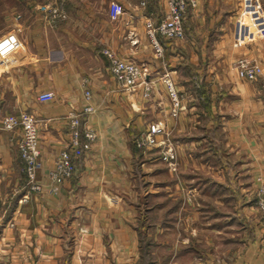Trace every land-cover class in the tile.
Instances as JSON below:
<instances>
[{"label": "crops", "instance_id": "crops-1", "mask_svg": "<svg viewBox=\"0 0 264 264\" xmlns=\"http://www.w3.org/2000/svg\"><path fill=\"white\" fill-rule=\"evenodd\" d=\"M112 1L124 7L117 18L108 12ZM259 1L264 9V0ZM63 2L68 17L54 25L38 4L23 15L17 47L0 67V118L26 110L36 119L37 178L43 182L68 146L69 111L80 112L82 128L95 129L97 137L89 149L72 153L75 171L56 190L44 185L28 191L18 135L0 124V264H137L140 233L151 241V264H157L153 236L135 225L141 220L137 201L148 182L145 172H151L143 162L152 164L155 157L134 141L156 120H164L173 133L191 127L202 131L195 141L203 152L186 158L200 165L177 182L170 170L164 181L165 197L180 194V207L193 210L189 231L169 237L174 249L166 252L165 264H264V216L256 207L257 187L264 181V90L234 67L245 57L264 73V33L250 16L236 18L242 0H197L187 8L182 39L195 51L181 42L177 46L179 39H159L172 56L168 62L190 81L178 86L183 99L176 117L158 95L163 87L145 52L152 46L147 23L165 16V0H145L144 5L141 0ZM104 48L140 62L141 83L122 88L109 70ZM48 90L54 97L40 101L39 93ZM145 91L151 93L149 112L157 102L155 118L148 123ZM86 105L93 110L84 112ZM208 134L218 141L213 150L198 143ZM181 141L178 146H188L185 138ZM185 179H192L188 186ZM168 210L158 224L166 232L184 221L169 220Z\"/></svg>", "mask_w": 264, "mask_h": 264}, {"label": "built area", "instance_id": "built-area-1", "mask_svg": "<svg viewBox=\"0 0 264 264\" xmlns=\"http://www.w3.org/2000/svg\"><path fill=\"white\" fill-rule=\"evenodd\" d=\"M196 3L197 0H165V16L158 23L148 22V35L157 55H162L163 47L156 36V32L166 39L183 38L185 35L183 26L185 12L188 7H194ZM144 4L145 0H141V5ZM37 8L51 25L68 17L63 0H51L38 5ZM108 12L111 18H117L124 12V7L120 2L112 1L109 4ZM240 15L250 16L257 30L260 33H264V9L259 0H242ZM17 42L18 39L15 33H8L0 38V64L5 65L7 63L9 55L17 47ZM102 53L108 61L110 72L121 87L132 89L141 83L144 77V70L140 64L118 55L109 48L102 49ZM234 66L240 77L259 81L264 86V73L260 65L245 57H241L234 62ZM164 82L169 97L179 102L180 94L173 80L167 74ZM85 96L86 98L90 96L88 90L85 91ZM53 97L54 93L50 90L43 91L38 95L40 101H49ZM92 110L91 105H86L83 108V111L87 113ZM67 117L69 129L68 146L59 152L54 167L47 171L45 182L37 178L40 162L36 119L26 111H21L18 114H5L0 118V124L4 130L18 135L17 147L23 161V170L26 175L25 187L28 191H40L44 183H50L57 187L66 178H70L75 171L72 153H79L89 149L92 141L96 139L97 133L95 129L91 127L82 128L80 112L71 110L68 112ZM164 129L165 123L162 120L150 123L136 137L137 146L142 149H148L164 143V141L158 139ZM168 151L165 156L169 159L173 158V152L171 150ZM256 207L264 216V183L257 188Z\"/></svg>", "mask_w": 264, "mask_h": 264}, {"label": "rangeland", "instance_id": "rangeland-1", "mask_svg": "<svg viewBox=\"0 0 264 264\" xmlns=\"http://www.w3.org/2000/svg\"><path fill=\"white\" fill-rule=\"evenodd\" d=\"M48 1L51 0H0V38L3 37L5 34L8 33H15L16 36H20V32L22 31V22H23V15H25L27 13V11L30 10L29 6L30 5H40L43 3H46ZM37 5V7H38ZM29 9V10H28ZM38 9V8H37ZM240 16V9L238 14H236V18L238 19V17ZM26 21V20H25ZM27 23V21H26ZM148 24V23H147ZM155 24V23H153ZM185 32V31H184ZM146 34L149 38L148 35V26H146ZM156 36L158 39L163 38L160 35H158V33L156 32ZM187 37V36H186ZM185 38V35L184 37ZM184 40V41H183ZM186 39H182L180 38L177 43L179 46V44H184L185 48H187L188 50L194 49L193 44L189 45L187 43ZM160 44L163 47V52L162 55L159 56L156 54L155 49L151 43V40L149 38V42L151 43V49L148 51H145L146 53H149V60L153 63L154 68L156 69V74L159 77V81L161 82V86L163 87V91H159L158 88V95L160 96V94L162 95V98L165 97L166 101L169 103L170 105V112L169 114L171 116H178V113L180 111V107H181V102L183 99V93H181V91L178 89L179 84L181 83H189V80H185L186 76L183 74V72H181L180 68H174L172 63L170 64L168 62V58L172 57V56H168L169 52L165 49V47L163 46L161 40ZM181 42V43H180ZM176 46H174L175 49ZM195 51V49L193 50ZM175 55V54H174ZM176 56V55H175ZM130 59V58H127ZM172 59V58H171ZM131 60H134L131 58ZM136 63L140 64L141 66H143L140 62L134 60ZM172 65V66H171ZM0 67H3L2 64L0 65ZM235 67V66H234ZM2 70L0 69V72ZM166 74L173 80L178 92H179V102H176L174 100H172L168 93H167V88L165 85V77ZM252 81H256V80H252ZM257 82V81H256ZM259 82V81H258ZM261 84V90L263 92L264 90V86ZM187 87L189 88L190 86L187 85ZM123 88V87H122ZM126 89V88H124ZM154 93V92H153ZM151 93L149 91H145L143 93V99L146 98L147 102L145 104V100H143V107H146L147 109H145L147 112H144L145 114V119H146V123L150 122L151 120H153L155 118V111L157 110V102L154 104V106H152L151 111L149 112V106L152 104L151 102ZM155 94V93H154ZM159 99V98H158ZM161 100V99H159ZM26 111V110H24ZM27 112V111H26ZM3 116V115H2ZM1 116V117H2ZM163 117L165 115H162ZM157 121V120H156ZM164 121V120H162ZM201 121H203V119H201ZM206 121V119H205ZM145 123V124H146ZM165 123V121H164ZM150 124V123H149ZM148 124V125H149ZM166 125L167 123H165V129L164 132L162 133L161 137H159L158 139L161 141H164V143H160V145H155L152 146L151 148H153L152 150H147L145 149V153L147 154L150 153V155H153V157H155V161L152 162V164L149 162L145 163L143 162V164H146L147 166H149L151 172L149 173V175L147 174L148 172H145V178L146 180H148L146 186L144 188H142L141 191V196L139 198V201H137V203H139L138 205H140L142 208L140 210V219L137 218L136 220V226L142 227L143 229L146 228V230L149 231V233H151V235L153 236L154 242L152 244V249L154 251V255L156 256L155 261L157 262V264H165L166 260H165V255L166 252L170 254L171 249V245H170V238L171 236H173V238L176 235H181L182 231H189V227H190V223L191 220H193L192 214H193V210L190 208H182L180 207V199L182 198V196L180 194H172V196L168 195L166 198L165 194H164V181L166 180V177L169 176V171L171 170L173 173V182L176 181L177 182V178L180 177L181 174H184V176L188 175L190 177V173L191 172V168L193 167L194 170H196V167L198 165H200V163H197L194 161V164L191 163V161H187V156L189 155V157L195 158V156H198L200 153H202V147L197 146L195 138L199 137L202 134L201 128L198 129L197 127H191L190 129H186L183 131H176L175 133H173L174 131L172 130H167L166 129ZM146 128V127H144ZM144 130V129H143ZM141 130V131H143ZM140 131V132H141ZM205 133V132H204ZM203 133V134H204ZM208 136H210V138H207V140H205V142H198L199 145L207 144L208 146H211V150H213V146H216V144H218L217 139L213 138L212 134H208ZM185 138L187 140V145L188 146H178V142H180L181 145V140ZM210 144V145H209ZM142 149V148H140ZM171 150L174 154L173 158H168L166 157L165 153ZM169 152V151H168ZM213 152L209 151L207 153V156H212L213 157ZM212 157H208V160H213ZM207 158V157H206ZM215 158V156H214ZM181 161V162H180ZM180 163V164H179ZM168 172V175L166 174ZM68 179V178H66ZM150 179V180H149ZM190 180V179H189ZM192 181V179H191ZM188 180H184V184L188 186V184L191 182ZM264 183L263 180H261L262 184ZM45 186H49L50 188H52L53 190H56V188L59 186L57 185H51L50 183H44ZM43 185V186H44ZM258 185V186H259ZM258 188V187H257ZM151 191V193H149ZM172 197V200L171 198ZM165 198L168 199L167 202L165 203ZM153 208L151 214H149L147 212L148 208ZM165 207H169V210L167 211L168 213V219H173L175 220L178 217H182L184 219V221H182V226L179 227V224L173 225L174 227H172V230H169V232L164 231L163 227L158 226V224H162L164 222L165 219ZM139 215V214H138ZM205 215V214H204ZM210 218H205L204 220H207ZM186 221V222H185ZM210 221H214L212 219H210ZM185 222V223H184ZM146 224V225H145ZM159 224V225H160ZM189 225V226H188ZM147 226V227H146ZM182 227V228H181ZM207 232V230H206ZM155 237V238H154ZM166 239H168L169 241H166ZM180 240L177 241V244L175 246V248H178V245H180ZM207 246V243H206Z\"/></svg>", "mask_w": 264, "mask_h": 264}, {"label": "trees", "instance_id": "trees-1", "mask_svg": "<svg viewBox=\"0 0 264 264\" xmlns=\"http://www.w3.org/2000/svg\"><path fill=\"white\" fill-rule=\"evenodd\" d=\"M197 75L199 74L197 71L195 72ZM204 93V92H203ZM136 144V138H135ZM151 241L145 237V233H140V260L137 264H151Z\"/></svg>", "mask_w": 264, "mask_h": 264}]
</instances>
